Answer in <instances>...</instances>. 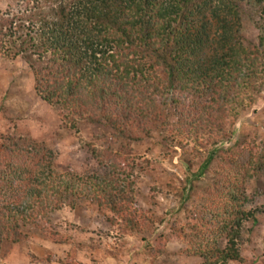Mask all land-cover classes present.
<instances>
[{"label": "trees", "instance_id": "16d2710c", "mask_svg": "<svg viewBox=\"0 0 264 264\" xmlns=\"http://www.w3.org/2000/svg\"><path fill=\"white\" fill-rule=\"evenodd\" d=\"M241 2L262 21L257 45L243 43ZM4 48L9 58L23 59L39 98L72 128L84 121L108 129L125 152L157 131L195 143L202 136L200 145L214 147L233 134L240 112L264 86V0H23L0 18ZM1 139L0 249L18 243L22 231L66 243L50 217L82 200L109 210L121 234H152L153 222L135 206L131 166L125 158L118 162L117 151L90 148L103 174H59L44 143ZM233 145L208 153L194 177L215 162L212 182L189 185L194 203L184 223L145 243L152 262L174 239L200 264L242 260L245 225L262 219L259 208L246 210V189L253 179L264 181V142L247 145L245 163L239 162L243 143Z\"/></svg>", "mask_w": 264, "mask_h": 264}, {"label": "rangeland", "instance_id": "374dc122", "mask_svg": "<svg viewBox=\"0 0 264 264\" xmlns=\"http://www.w3.org/2000/svg\"><path fill=\"white\" fill-rule=\"evenodd\" d=\"M22 4L23 0H0V18L13 15ZM240 16L243 43L257 45L262 21L256 9L241 2ZM6 50L0 51V150L3 137H29L53 151L56 172L79 176L103 174L104 168L91 158L90 148L117 151L121 154L118 162L124 165L125 158L131 166L135 206L144 211L154 229L152 234H121L117 226L110 224L109 210L82 200L73 208L62 207L50 217L53 231L69 238L66 243L54 244L22 231L18 243L2 244L0 264H200L198 257L183 254L186 245L176 239L167 244L164 255L152 262L145 243L151 245L158 235H168L174 225L184 223L194 203L189 185L198 189L212 182L215 162L198 181L194 177L209 152L234 149L233 143L241 142L239 162L245 163L247 145L264 142V86L254 104L240 112L233 134L214 147L200 145L204 143L202 136L195 143L187 135L178 137L175 131H157L143 143L131 144L130 151L125 152L121 148L125 143L115 140L108 129L84 121L72 128L56 107L39 98L33 75L23 59L9 58ZM175 118L170 111L169 122L174 123ZM246 191L251 197L246 210L259 208L262 219L257 225H245L239 245L242 260L231 264H264L263 179L251 180Z\"/></svg>", "mask_w": 264, "mask_h": 264}]
</instances>
